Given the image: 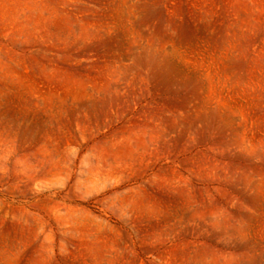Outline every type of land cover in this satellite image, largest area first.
Here are the masks:
<instances>
[{
  "label": "rangeland",
  "instance_id": "rangeland-1",
  "mask_svg": "<svg viewBox=\"0 0 264 264\" xmlns=\"http://www.w3.org/2000/svg\"><path fill=\"white\" fill-rule=\"evenodd\" d=\"M0 264H264V0H0Z\"/></svg>",
  "mask_w": 264,
  "mask_h": 264
}]
</instances>
